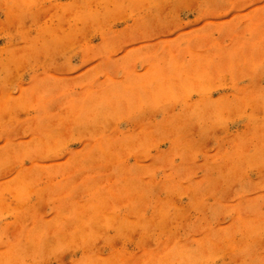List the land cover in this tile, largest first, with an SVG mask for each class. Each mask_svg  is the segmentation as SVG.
Returning <instances> with one entry per match:
<instances>
[{
    "label": "rangeland",
    "instance_id": "rangeland-1",
    "mask_svg": "<svg viewBox=\"0 0 264 264\" xmlns=\"http://www.w3.org/2000/svg\"><path fill=\"white\" fill-rule=\"evenodd\" d=\"M0 264H264V0H0Z\"/></svg>",
    "mask_w": 264,
    "mask_h": 264
},
{
    "label": "bare ground",
    "instance_id": "bare-ground-1",
    "mask_svg": "<svg viewBox=\"0 0 264 264\" xmlns=\"http://www.w3.org/2000/svg\"><path fill=\"white\" fill-rule=\"evenodd\" d=\"M16 76V75H15ZM11 78V77H10Z\"/></svg>",
    "mask_w": 264,
    "mask_h": 264
}]
</instances>
